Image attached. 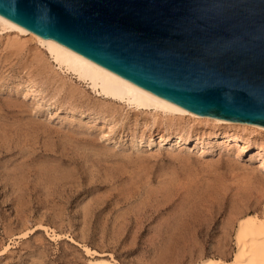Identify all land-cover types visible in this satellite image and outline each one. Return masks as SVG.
<instances>
[{"label":"rangeland","instance_id":"374dc122","mask_svg":"<svg viewBox=\"0 0 264 264\" xmlns=\"http://www.w3.org/2000/svg\"><path fill=\"white\" fill-rule=\"evenodd\" d=\"M27 40L0 27V264L231 261L264 130L108 99Z\"/></svg>","mask_w":264,"mask_h":264},{"label":"water","instance_id":"95a60500","mask_svg":"<svg viewBox=\"0 0 264 264\" xmlns=\"http://www.w3.org/2000/svg\"><path fill=\"white\" fill-rule=\"evenodd\" d=\"M0 17L168 105L264 128V0H0Z\"/></svg>","mask_w":264,"mask_h":264},{"label":"bare ground","instance_id":"6f19581e","mask_svg":"<svg viewBox=\"0 0 264 264\" xmlns=\"http://www.w3.org/2000/svg\"><path fill=\"white\" fill-rule=\"evenodd\" d=\"M0 27L3 30L15 32L18 35L25 36L28 40L37 42L49 52L61 69L76 76L81 82L90 85L94 91L108 99L125 102L136 109L152 110L165 115L189 116L197 121L212 122L216 125H227L230 127H242L253 131L264 130L263 127L252 124L202 117L168 105L52 39L45 40L2 17H0ZM228 139L232 141L239 140L237 136H229ZM262 152L263 150L260 151V153ZM235 240L237 249L231 261L208 257L200 260L198 264H264V217L250 215L240 218ZM87 252L92 259L89 264H118L115 259L111 261L97 259L96 257L101 256L97 252L93 253L88 249Z\"/></svg>","mask_w":264,"mask_h":264}]
</instances>
